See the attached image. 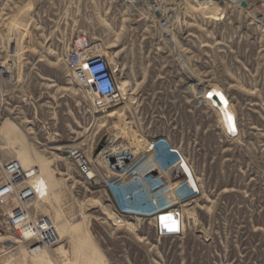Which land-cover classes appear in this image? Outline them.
Returning a JSON list of instances; mask_svg holds the SVG:
<instances>
[{"label": "rangeland", "instance_id": "rangeland-1", "mask_svg": "<svg viewBox=\"0 0 264 264\" xmlns=\"http://www.w3.org/2000/svg\"><path fill=\"white\" fill-rule=\"evenodd\" d=\"M133 1L0 0V151L38 168L39 215L64 228L79 222L36 255L0 243V264H264V0H165L177 23L168 34ZM78 36L108 55L115 83H126V99L104 113L66 68ZM237 120L239 137L226 139L223 121L233 130ZM160 139L202 188L183 208L179 238L159 239L144 221L114 225L115 163L106 157L131 151L139 162ZM68 146L87 152L95 183L72 170ZM169 213L158 227H177Z\"/></svg>", "mask_w": 264, "mask_h": 264}, {"label": "built area", "instance_id": "built-area-1", "mask_svg": "<svg viewBox=\"0 0 264 264\" xmlns=\"http://www.w3.org/2000/svg\"><path fill=\"white\" fill-rule=\"evenodd\" d=\"M130 3L131 5L139 4L142 13L157 20L159 29L166 34L175 31L177 23L162 10V0H134ZM65 64L74 81L88 90L93 98L92 105L95 109L103 111L107 104L117 96L111 65L99 53L97 45L87 38L77 37L66 56ZM1 70L2 68H0V118L4 112L2 98L5 94L3 89L6 85L5 78H7ZM206 104L208 105L207 102ZM223 122L225 128L223 134L226 139L238 138L240 135L238 120L237 129L233 130L227 126L225 121ZM2 143L3 138L0 133V147ZM167 143L172 146L167 139L150 143L141 156L143 159L139 162L134 157L129 161H124L120 168H116L115 165L111 167L121 176H116L114 182L109 184L111 194L115 199L117 196L115 192L118 196L120 195L118 187L128 184H136L138 186L136 193L142 195V200L137 204L120 205L116 202L115 226L124 225L125 221H144L150 225L153 223L154 232L159 239L179 238L185 234L183 208L201 195L202 188L198 178L196 177L194 181L177 154L168 150ZM174 150L178 151L175 148ZM63 153L64 159L69 162L72 170L83 183L92 185L96 182L98 178L96 166L83 148L68 146L64 148ZM135 163L141 164L135 166ZM39 180L38 168H24L16 159H5L0 151V237H5L6 242L11 246H14V243L24 246L29 255L50 251L60 243L51 218L36 212V202L44 197L39 189ZM167 192L173 200L171 206L152 213L150 209L154 203L153 196L156 193L166 194ZM127 199H130V196ZM169 211H175L181 215L179 223L176 224L177 227H158L156 217Z\"/></svg>", "mask_w": 264, "mask_h": 264}, {"label": "bare ground", "instance_id": "bare-ground-1", "mask_svg": "<svg viewBox=\"0 0 264 264\" xmlns=\"http://www.w3.org/2000/svg\"><path fill=\"white\" fill-rule=\"evenodd\" d=\"M163 2L165 1V0H162ZM104 58H105V60L109 63V65H111L110 67H112V65H113V63H110V59L108 58V55L106 54V53H100ZM111 69H113V68H111ZM116 88H117V96H115L112 100H111V102H112V107L110 108V109H113V108H115L116 106H117V104L119 103V102H121V101H123V100H125L126 99V83L125 82H122L120 85H118L117 83H116ZM105 111H101L100 113H104ZM110 114H112V113H110ZM109 116V115H108ZM111 116V115H110ZM13 128H11V129H7L6 128V130H8V131H11L12 133L13 132H15L16 133V131L15 130H12ZM0 133H1V130H0ZM11 133V134H12ZM1 135H2V133H1ZM15 135V134H14ZM2 138H3V136H2ZM164 144H166L165 142H163ZM54 148V150H55V147H53ZM167 148H168V150L169 151H171V152H175L176 154H177V156L180 158V160L182 161V163L184 164V166L188 169V171L190 172V176L194 179V181H196V179H195V177H194V175H193V172L191 171V169L189 168V166H188V164L186 163V161H185V159H184V157L181 155V153L179 152V151H175L174 150V148L172 147V146H170L168 143H167ZM132 149V148H131ZM56 150H58V149H56ZM59 150H60V148H59ZM165 150V152H166V154H168L167 153V150L166 149H164ZM137 155V154H136ZM135 156L132 154V152L130 151V153L129 154H121V155H118V156H112V157H106V162H107V164L109 163L108 161H111L112 163H115V167L116 168H120L121 166H122V164H123V162L124 161H129V160H131L132 158H134ZM97 164V163H96ZM98 164H99V162H98ZM99 166V165H98ZM191 167V166H190ZM112 174H114V175H116L117 177H121L120 175H118L119 173H117V172H112ZM108 175V174H107ZM47 176V175H46ZM48 178V177H47ZM103 178V177H102ZM106 178V177H105ZM114 178V177H113ZM108 180V179H107ZM106 180V181H107ZM132 186H133V184H128V185H124V186H121V187H118V191L120 192L119 194H120V196L121 195H124V192L127 190V189H129L130 188V190L132 189ZM153 198H154V203H153V205L151 206V209H150V211L152 212V213H156V212H158V211H161V210H163V209H166V208H168V207H170L171 206V204H172V202H173V200L171 199V197H170V193H166V194H163V193H156L154 196H153ZM61 199V198H60ZM59 199V200H60ZM51 202V201H50ZM60 202V201H59ZM61 202H62V199H61ZM42 203V202H41ZM54 203V202H53ZM56 203V202H55ZM187 210V209H186ZM190 211V210H189ZM193 211V210H192ZM191 211V212H192ZM164 214H166V213H164ZM166 216H168V219L171 221V222H173V223H175V224H178V220H179V214H177L175 211H171V213H169V214H167ZM48 217V216H47ZM158 218V216L156 217V219ZM64 219H66V218H64ZM63 219V220H64ZM67 222V221H66ZM54 225H55V227H56V230H57V233H58V235H59V238H60V241H62L64 238H66L68 235H69V233H71V231H72V228H74V227H76L77 225H79V222L78 221H75V223H74V225H69V226H66L65 228L61 225V224H59L58 222H57V224H55L54 223ZM85 225V224H84ZM80 227V226H79ZM83 227V226H82ZM7 239L5 238V237H0V242H5ZM14 246H10L8 249L9 250H12L14 247H17L18 246V244H13ZM24 247V246H23ZM23 250V249H22Z\"/></svg>", "mask_w": 264, "mask_h": 264}, {"label": "clouds", "instance_id": "clouds-1", "mask_svg": "<svg viewBox=\"0 0 264 264\" xmlns=\"http://www.w3.org/2000/svg\"><path fill=\"white\" fill-rule=\"evenodd\" d=\"M136 190H137V186H136V185H133L131 190H130V188H129V189H127V190L124 192V195H123V196H124L125 199H126V197H127L128 195L131 196V199H130V200L126 199V202H127V203L137 204L138 202H140V201L142 200V195L136 193Z\"/></svg>", "mask_w": 264, "mask_h": 264}, {"label": "water", "instance_id": "water-1", "mask_svg": "<svg viewBox=\"0 0 264 264\" xmlns=\"http://www.w3.org/2000/svg\"><path fill=\"white\" fill-rule=\"evenodd\" d=\"M241 6L244 7V8H247L248 7V4L245 1H242L241 2ZM116 200H117V203L119 204V199H118L117 196H116Z\"/></svg>", "mask_w": 264, "mask_h": 264}]
</instances>
